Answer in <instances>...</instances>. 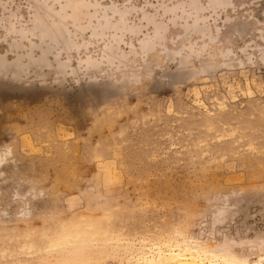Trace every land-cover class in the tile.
Returning <instances> with one entry per match:
<instances>
[{
	"label": "rangeland",
	"instance_id": "rangeland-1",
	"mask_svg": "<svg viewBox=\"0 0 264 264\" xmlns=\"http://www.w3.org/2000/svg\"><path fill=\"white\" fill-rule=\"evenodd\" d=\"M233 1L213 40L193 33L179 54L178 26L170 48L146 54L128 36L124 63L107 62L111 39L88 30L72 58L80 72L0 74V264H134L139 246L183 233L264 257V0ZM35 5L0 0V17L31 26ZM88 52L101 70L83 69Z\"/></svg>",
	"mask_w": 264,
	"mask_h": 264
},
{
	"label": "bare ground",
	"instance_id": "bare-ground-1",
	"mask_svg": "<svg viewBox=\"0 0 264 264\" xmlns=\"http://www.w3.org/2000/svg\"><path fill=\"white\" fill-rule=\"evenodd\" d=\"M233 2L235 1L208 0L204 3L202 0H157V3L151 5L154 9L152 12L136 6H120L115 3L106 5L100 0H36L37 12L33 13L31 26L18 27L16 13H10L6 18L0 17V39L4 30V33L11 37L9 48L16 54L12 61L0 56V74L7 75L11 80L28 78V72H32V69L54 70L61 76L76 74L81 71L77 66L80 62L77 65L72 64V58L82 47L86 51L89 49L88 43L79 40L88 30L92 38L104 39L109 36L111 39L104 47V58L107 62L124 63L126 56L121 54L120 50L122 44L128 41L126 40L128 36L141 35L138 46L146 54L159 45L165 49L170 48L171 28L178 26L181 29L178 33L179 46L170 50H173L174 54H179L181 48H187L181 39L193 33L198 34L199 38L202 36L213 40L215 34L212 21L216 22L222 12L228 19L227 11L229 9L233 11L235 5ZM133 12L139 13V23L131 22ZM132 47L135 48L134 45ZM25 48L27 52L22 54L21 49ZM188 48L193 52L192 47ZM186 53L181 54L180 60L183 65L188 63L191 55L189 51ZM194 57L201 62L205 61L200 53ZM81 61L85 66L83 69L87 68L89 72L101 70V62L95 59L91 52L86 53ZM104 170L108 176L116 174L114 168L104 167ZM183 234H180V239L175 237L164 239L163 236L164 240L161 242L139 246L137 252L131 254L134 264H264L262 256L249 261L247 256H237L230 252L234 244L231 247L208 246L196 241L197 238L195 240Z\"/></svg>",
	"mask_w": 264,
	"mask_h": 264
}]
</instances>
